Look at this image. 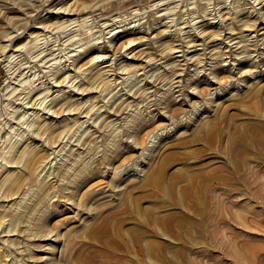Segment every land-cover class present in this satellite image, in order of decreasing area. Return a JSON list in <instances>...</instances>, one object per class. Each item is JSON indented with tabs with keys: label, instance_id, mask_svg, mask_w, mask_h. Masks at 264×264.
<instances>
[{
	"label": "rangeland",
	"instance_id": "obj_1",
	"mask_svg": "<svg viewBox=\"0 0 264 264\" xmlns=\"http://www.w3.org/2000/svg\"><path fill=\"white\" fill-rule=\"evenodd\" d=\"M13 35L0 264L91 245L113 264H264V0H0ZM113 211L123 234L90 238Z\"/></svg>",
	"mask_w": 264,
	"mask_h": 264
},
{
	"label": "bare ground",
	"instance_id": "obj_2",
	"mask_svg": "<svg viewBox=\"0 0 264 264\" xmlns=\"http://www.w3.org/2000/svg\"><path fill=\"white\" fill-rule=\"evenodd\" d=\"M68 21V20H67ZM11 34V33H10ZM17 36V35H16ZM15 35H13V36H9V37H7V44H5L4 46H2V45H0L1 47H2V49L0 50V57H3L4 56V53H5V51H6V49L7 48H9L10 47V42H11V45H13L14 44V42H16V41H18V38L16 37ZM89 46V45H88ZM98 47H101V46H98ZM12 48V47H11ZM48 49H50V48H48ZM51 49H52V47H51ZM9 50H11L10 48H9ZM8 50V51H9ZM56 50V49H55ZM55 50L53 49V50H51V51H49V52H45L46 54H44V56H43V58L45 57V56H47V57H51L50 59L51 60H56V59H58V60H56V62H59V63H61V62H64V65H65V67H67L69 64L71 65V64H74V62L76 61V60H79V56H78V53H75V54H70L69 53V55L68 54H63V55H56L54 52H55ZM60 51V50H59ZM75 51V50H74ZM61 52V51H60ZM59 53V52H58ZM82 56H80V58H81ZM5 57H3L2 59H4ZM42 58V59H43ZM97 58H98V55H97ZM12 59V58H11ZM49 59V60H50ZM6 59H4L3 61H5ZM9 60V59H8ZM40 60V59H39ZM44 60H46V59H44ZM70 60H72L71 62H70ZM48 62V61H47ZM93 62H96V64H97V66L98 65H101L102 63H105V62H107V60H105V61H103L102 59H99V63L97 62V61H93ZM9 63V62H8ZM10 64V63H9ZM63 65V64H62ZM63 65V66H64ZM108 65V64H107ZM63 66H61V67H63ZM105 66V65H104ZM110 66V65H109ZM60 66L58 67L59 68V70H60V68H61ZM112 67V66H111ZM19 68V67H18ZM26 68V67H25ZM68 68V67H67ZM57 69V68H56ZM100 69V68H99ZM28 70V69H27ZM19 73V76L21 77L22 75H26V77H27V73H28V71L27 72H25V71H23V69L20 71V72H18ZM68 74V73H67ZM18 75V74H17ZM117 75V74H116ZM28 76H31V74H29ZM14 77H15V75H14ZM69 77V76H68ZM118 78H121V77H118ZM117 78V79H118ZM31 79H33L32 80V82H31V84L33 85L32 86V88L31 89H34L36 86V84H34V82H35V80H37V81H39V78H36L35 80H34V76H32V78ZM115 79V78H114ZM18 80V79H17ZM28 80V79H27ZM70 80V79H69ZM19 82H20V79L18 80ZM117 81V80H116ZM18 82V83H19ZM18 83H16V85H18ZM23 83H24V81L23 82H20V85H23ZM39 84L40 83H42V81H39L38 82ZM30 84V85H31ZM44 84V83H43ZM29 85V84H28ZM56 86V85H55ZM59 86V85H58ZM19 87H21V86H19ZM37 88V87H36ZM20 89H22V88H20ZM37 90V89H36ZM39 90V89H38ZM37 90V91H38ZM71 90V89H70ZM17 91V90H16ZM33 91H35V89L33 90ZM73 91V90H72ZM25 93V92H24ZM46 93H49V90L46 92ZM40 94H43V93H40ZM43 96V95H42ZM23 98H24V96L21 98L22 100H23ZM42 101V100H41ZM32 105V104H31ZM34 105V104H33ZM163 139V138H162ZM240 140H242L243 142H244V144H245V146H248V145H250V144H253V143H255V141H254V139H252V138H250V137H248V135H247V133H243L242 135H241V139ZM238 141V140H237ZM235 143H236V141L233 143V147L231 148V151L233 152V153H235L236 152V149L237 148H235L234 146H235ZM249 148V147H248ZM237 164V163H236ZM235 164V165H236ZM163 172V168L160 166V169H158L157 168V171H155V173L153 174L154 175V177H155V180L157 181V184H158V182H159V180H160V178H161V173ZM165 174V173H164ZM163 174V175H164ZM214 201V200H213ZM199 202V201H198ZM201 203V202H200ZM199 203V204H200ZM204 207V206H203ZM202 207V208H203ZM218 207V206H217ZM216 207V208H217ZM204 212V211H203ZM202 213V212H201ZM118 213L117 212H108V213H106V214H104V216L102 217V221L100 222V224L97 226V227H95L94 229H93V231L91 232V234H90V238H92L93 240H96L97 242H99V243H102L103 241H104V239L105 238H107L108 236H110V235H112V234H115L116 236H118V237H120L121 236V233H122V227H121V223H120V226L117 224V225H115V227H113L114 226V222H113V218H114V216H116ZM205 216V215H204ZM209 223V222H208ZM115 224H116V222H115ZM113 228H114V231H113ZM124 232V231H123ZM123 234V233H122ZM140 231H139V229L138 230H133V232L131 233V238H132V240H134L136 243H139V241H140ZM118 239V238H117ZM101 241V242H100ZM103 244V243H102ZM89 247V248H88ZM88 247H82L80 250H79V252L77 253V255H76V262L78 263V264H113V260L111 259H108V258H105V255L104 254H102V252H101V250L100 251H98V249H95V247L93 246V245H91V246H88ZM102 248V247H101ZM103 249L104 250H106V252L105 253H107V251H108V249L107 248H105V247H103ZM110 251V250H109ZM100 254V255H99ZM98 255L99 256H103L104 257V259L102 258V260H98L99 261V263L97 262V257H98ZM115 258V257H114ZM112 261V262H111Z\"/></svg>",
	"mask_w": 264,
	"mask_h": 264
}]
</instances>
